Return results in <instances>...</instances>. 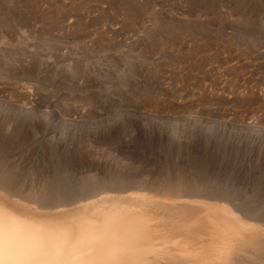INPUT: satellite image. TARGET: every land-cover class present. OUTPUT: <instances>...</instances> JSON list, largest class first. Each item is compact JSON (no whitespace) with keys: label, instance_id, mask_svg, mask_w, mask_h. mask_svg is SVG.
Wrapping results in <instances>:
<instances>
[{"label":"rangeland","instance_id":"374dc122","mask_svg":"<svg viewBox=\"0 0 264 264\" xmlns=\"http://www.w3.org/2000/svg\"><path fill=\"white\" fill-rule=\"evenodd\" d=\"M0 155L8 186L69 167L203 182L234 213L141 203L179 239L155 264H264V0H0Z\"/></svg>","mask_w":264,"mask_h":264},{"label":"bare ground","instance_id":"6f19581e","mask_svg":"<svg viewBox=\"0 0 264 264\" xmlns=\"http://www.w3.org/2000/svg\"><path fill=\"white\" fill-rule=\"evenodd\" d=\"M54 143L56 146L52 149H59L57 146L60 145L56 141ZM62 152L64 155V150ZM66 163L69 164V161ZM3 164L5 167L7 160L5 166ZM53 165L56 168V164ZM69 168H65L64 172L49 171L41 177L28 173L22 178L24 182L20 186L23 188L19 185L8 186L10 181L8 185L0 182V264H155L170 251L171 244H179V239L167 237L168 229L163 220L156 219L154 213L141 206V203L158 201L167 205H185L211 202L215 205L220 203L224 210L231 207L225 203H233L225 194L219 195L216 191L210 193L204 189L203 178L200 180L203 184L191 178L186 179L187 176H178L177 173H174L176 177L173 179L170 174L161 175L164 173L162 169L158 174L147 173L142 169L119 172L116 168L118 172H110L105 168L107 171L92 175ZM11 178L16 179L14 176ZM38 178L42 186L38 188L39 191L35 188L32 190L33 185L38 184ZM56 184L60 187L58 194L52 192ZM9 200L46 212L63 211L73 204L80 206L69 214L43 216L9 205L12 203ZM230 210L234 213L235 209Z\"/></svg>","mask_w":264,"mask_h":264}]
</instances>
